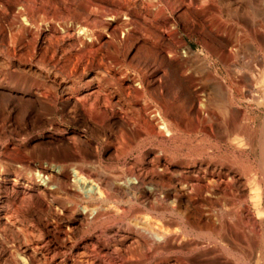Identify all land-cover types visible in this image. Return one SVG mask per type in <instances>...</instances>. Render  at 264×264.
Here are the masks:
<instances>
[{"label":"rangeland","instance_id":"rangeland-1","mask_svg":"<svg viewBox=\"0 0 264 264\" xmlns=\"http://www.w3.org/2000/svg\"><path fill=\"white\" fill-rule=\"evenodd\" d=\"M125 1L0 0V264H93L90 242L120 241L112 215L81 230L80 200L35 191L42 162L134 182L117 217L177 236L131 264H264V0Z\"/></svg>","mask_w":264,"mask_h":264},{"label":"bare ground","instance_id":"bare-ground-1","mask_svg":"<svg viewBox=\"0 0 264 264\" xmlns=\"http://www.w3.org/2000/svg\"><path fill=\"white\" fill-rule=\"evenodd\" d=\"M234 10V9H233ZM264 19V18H263ZM186 52V50H185ZM4 65V64H3ZM32 70V69H31ZM37 70V69H36ZM99 70V68L97 69ZM33 71V70H32ZM106 71V70H105ZM103 69V72H105ZM40 72V71H39ZM47 72V71H45ZM102 72V71H101ZM54 74L51 75V81L56 82L55 80L58 78V73L53 72ZM86 73V72H85ZM39 74V73H38ZM41 74V73H40ZM52 74V73H51ZM70 74V72H69ZM100 74L95 71H91L90 73L86 74L85 79L87 78L86 83L83 81V85L81 84V88L79 89L81 92H85L84 96L90 94L89 91L93 86L94 82L96 83L100 82L98 78ZM102 74V73H101ZM77 74H75L76 76ZM79 75V73H78ZM264 76V75H263ZM50 77V76H49ZM60 77V76H59ZM72 77V76H71ZM84 77V76H83ZM46 78V77H45ZM62 78V77H61ZM60 79V78H58ZM63 79V78H62ZM76 79V78H75ZM78 79V78H77ZM48 80V79H47ZM50 80V79H49ZM74 81V80H73ZM46 82V81H44ZM80 82V81H79ZM58 83V82H57ZM63 83V82H61ZM95 83V84H96ZM103 83V82H102ZM50 84V83H49ZM43 85V84H42ZM52 85V84H51ZM55 85V83H54ZM60 85V84H58ZM67 85V82L66 84ZM77 85V84H76ZM62 86V85H60ZM54 87V86H53ZM58 87V86H57ZM66 87V88H65ZM65 90L68 91L70 90V87L65 86ZM62 89V88H61ZM72 89V88H71ZM103 89V88H102ZM54 90V89H53ZM57 90V88H56ZM63 90V89H62ZM55 91V90H54ZM28 92V91H27ZM37 89L36 88H31L29 91V95L34 94L37 95ZM44 92V91H43ZM92 92V91H91ZM63 93V92H62ZM76 93V92H74ZM26 94V93H25ZM41 94V93H40ZM66 95V94H65ZM83 95V94H82ZM92 95V94H91ZM27 99V95H25ZM63 96V95H62ZM69 96V95H68ZM75 97V96H74ZM79 97V96H78ZM39 98V97H38ZM65 98V97H64ZM73 98V97H71ZM70 98V99H71ZM87 98V97H86ZM89 98V97H88ZM25 99V98H24ZM32 99V98H31ZM29 99L30 102L35 103L38 107V109H41L43 112H47L49 109L43 104L44 102L42 101H37V100H31ZM71 102V101H70ZM75 104V103H74ZM75 106V105H74ZM88 109V108H87ZM264 123V122H263ZM259 134V133H258ZM259 136V135H258ZM259 139V138H258ZM264 139V138H263ZM262 139V140H263ZM258 141V140H257ZM259 142V141H258ZM258 145V144H257ZM72 147L75 148L74 145H71ZM258 147V146H257ZM260 152V151H259ZM84 159V158H83ZM260 159V158H259ZM84 161V160H83ZM86 161V160H85ZM263 162V161H261ZM42 166H37L34 165L33 169L37 170L33 172V174L36 176V184L35 186V191L45 195L46 193L52 195V193H55L56 191H66L71 198L73 197V201L75 200H80L82 204H76V217L75 220L79 223V228L81 230H84V226L86 225L89 226L90 224H94L97 221H100L101 219L107 217V216H113L112 219V224L113 229L119 233V242L113 241L112 244H110L111 248L108 256L106 255H99L96 248L94 247L93 243H89L87 246V254H92V256H95L96 260L95 263L93 264H129L131 260L135 261H140L144 256L148 254H158L159 252V246L164 244L166 241L168 242H174L176 240V234L173 232H166V231H161L157 230L155 227H148L145 221L139 218H132L131 224L128 222H123L120 217H117L119 210H122V208H118L117 205L112 204L110 197L115 196L117 200H120L121 202L126 203V192L129 191V187H134L135 184L132 181H128V183L121 185L120 183H117V181H114L111 177H109L107 174H104L103 172H100L98 170L92 169V168H87L82 165L79 168L71 167L69 169V176L70 179L66 177L64 167L63 165L55 164L54 162H49L45 163L42 162ZM22 164V163H21ZM259 164V162H258ZM20 165V164H19ZM26 165V164H25ZM81 165V164H80ZM71 166V165H70ZM20 167V166H19ZM69 167V166H68ZM22 168V167H21ZM32 168V166H31ZM30 168V169H31ZM260 168V167H259ZM23 169V168H22ZM25 169V168H24ZM261 170V169H260ZM67 171V170H66ZM263 171V170H262ZM262 174V173H261ZM262 176V175H261ZM9 178V176L7 177ZM263 178V177H262ZM11 179V178H10ZM127 180V178H125ZM12 182H18L16 178L11 179ZM264 180V178H263ZM1 181V180H0ZM124 181V180H123ZM262 181V180H261ZM120 182V181H119ZM144 182V181H143ZM140 183V182H139ZM120 184V185H119ZM180 186V184H178ZM155 187V186H154ZM181 187V186H180ZM10 189V188H9ZM142 189V188H141ZM175 189V188H174ZM22 190V189H21ZM139 190V189H138ZM177 190V188H176ZM107 191V192H105ZM135 191V190H134ZM35 192V193H36ZM153 189L150 187H145V189L141 192V197L139 198L140 202L143 203H150L153 202L152 205L154 204L156 209H159L161 206L155 202L151 201L153 197ZM172 193V192H171ZM67 194V195H68ZM130 194V192H129ZM133 194V193H132ZM135 194V193H134ZM139 194V193H138ZM170 194V193H169ZM177 194V193H176ZM27 195V194H26ZM68 195V196H69ZM180 195V194H179ZM29 196V195H28ZM31 196V195H30ZM132 196V195H131ZM171 196V195H170ZM172 200L170 202H175V201H180V196L178 195H173ZM52 197V196H51ZM114 198V199H115ZM61 200V199H60ZM69 200V199H68ZM70 201V200H69ZM79 201V202H80ZM50 202V201H49ZM76 202V201H75ZM6 203V202H5ZM64 200H62L61 204H64ZM67 203V202H66ZM78 203V202H77ZM169 203V202H168ZM9 204V203H8ZM124 204V203H123ZM128 204V202H127ZM48 205V204H47ZM56 205V204H55ZM73 205V204H72ZM126 205V204H125ZM151 205V206H152ZM162 205V204H161ZM14 206V205H13ZM150 206V207H151ZM23 207V206H22ZM50 207V206H49ZM62 207V205L60 206ZM123 207V206H122ZM10 208V207H9ZM56 208V206H55ZM13 210L15 211L16 214H18V208L13 207ZM147 210V209H145ZM20 211V210H19ZM136 211V210H135ZM65 212V211H64ZM70 212V211H69ZM11 213V212H9ZM12 214V213H11ZM161 214V213H160ZM15 217V216H14ZM134 217V215H133ZM162 217V216H161ZM186 217V215H185ZM18 218V215H17ZM180 218V216H179ZM199 218V217H198ZM130 220V219H129ZM4 221V220H3ZM186 221V220H185ZM188 221V220H187ZM186 221V222H187ZM147 222V221H146ZM149 222V221H148ZM111 223V222H110ZM167 223V222H166ZM106 224V223H105ZM169 224V222L167 223ZM166 224V225H167ZM165 225V223H164ZM203 225V223H202ZM21 226V225H20ZM38 226V225H37ZM104 226V225H103ZM106 226V225H105ZM108 226V225H107ZM195 226V225H194ZM199 226V224H198ZM203 227V226H202ZM166 228V226H165ZM64 229V228H63ZM167 229V228H166ZM40 230V229H39ZM80 230V231H81ZM214 230V229H213ZM108 231V230H107ZM113 231V230H112ZM39 232V231H38ZM104 232V229L102 230L101 233ZM116 232V233H117ZM215 233V232H214ZM67 235V234H66ZM213 235V234H212ZM180 236V235H178ZM28 237V236H27ZM205 237V236H204ZM183 238V237H182ZM102 239V238H101ZM183 240V239H182ZM142 241L148 251H142L140 250L139 242ZM217 241V239H216ZM32 243V242H31ZM85 243V242H84ZM43 244V243H42ZM135 244V246H134ZM172 244V243H170ZM40 245V244H39ZM97 245V244H96ZM173 245V244H172ZM175 245V244H174ZM182 245V244H181ZM84 246V245H83ZM125 246V247H124ZM86 247V245H85ZM123 247V248H122ZM191 247V246H190ZM221 247V246H220ZM160 248H162L160 246ZM194 248V247H192ZM142 249V248H141ZM144 249V248H143ZM164 249V248H163ZM83 251V250H82ZM162 251V250H161ZM165 251V250H163ZM223 251V250H222ZM85 252V251H84ZM52 253V252H51ZM102 253V252H101ZM104 253V252H103ZM106 253V252H105ZM148 253V254H147ZM81 255V254H80ZM30 256V255H29ZM28 256V257H29ZM35 256V255H34ZM27 257V258H28ZM26 258V259H27ZM32 258V257H31ZM35 259V258H33ZM86 258H84L83 262L85 261ZM88 259V258H87ZM90 259V258H89ZM91 259V260H92ZM148 259V258H147ZM176 259V258H175ZM175 259L172 260L173 263L175 264ZM189 259V258H188ZM182 260V259H181ZM186 260V259H185ZM81 261V260H80ZM90 261V260H89ZM142 261V260H141ZM155 261V260H154ZM169 261V260H168ZM177 264H186L182 263L179 260H177ZM73 262H76L73 260ZM88 262V260H87ZM85 261V263H87ZM149 262V261H148ZM167 262V261H166ZM78 263V262H77ZM199 263V262H198ZM72 264V262H71ZM74 264V263H73ZM76 264V263H75ZM131 264V262H130ZM151 264V263H150ZM154 264H161L159 261L156 260ZM192 264V262H191Z\"/></svg>","mask_w":264,"mask_h":264},{"label":"built area","instance_id":"built-area-1","mask_svg":"<svg viewBox=\"0 0 264 264\" xmlns=\"http://www.w3.org/2000/svg\"><path fill=\"white\" fill-rule=\"evenodd\" d=\"M130 2V0H128V1H125V3H129ZM152 8H154V7H152Z\"/></svg>","mask_w":264,"mask_h":264}]
</instances>
